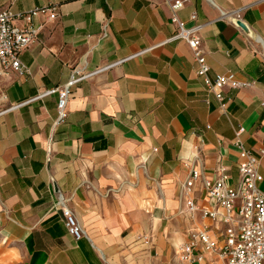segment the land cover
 Instances as JSON below:
<instances>
[{"label":"crops","instance_id":"obj_1","mask_svg":"<svg viewBox=\"0 0 264 264\" xmlns=\"http://www.w3.org/2000/svg\"><path fill=\"white\" fill-rule=\"evenodd\" d=\"M43 7L57 16H32L42 28L20 53L27 71H0V264L220 262L212 252L180 257L202 227L217 241L226 228L188 210L183 184L199 171L193 199L213 208L204 179L223 167L237 183L241 146L264 176V0H189L178 11L187 26L204 24L210 76L231 71L246 83L225 88L224 112L188 43L171 39L164 0H0V12ZM110 64L73 87L60 122L57 93L29 101L75 70Z\"/></svg>","mask_w":264,"mask_h":264},{"label":"built area","instance_id":"obj_2","mask_svg":"<svg viewBox=\"0 0 264 264\" xmlns=\"http://www.w3.org/2000/svg\"><path fill=\"white\" fill-rule=\"evenodd\" d=\"M169 6L171 21L177 26V31L171 39L185 40L193 51L198 63L197 74L201 76L208 91L212 92L219 102V107L224 112L228 106L229 98L225 95V88H240L245 85L236 78L234 72L210 76V66L201 51L200 32L204 24L196 23L187 26L186 22L178 16V11L183 9L189 0H164ZM47 13L55 18V7L36 8L30 12L14 13L10 9L0 12V71L16 70L20 73L27 71L21 62L20 53L29 47L41 31V25L33 23L32 16L37 12ZM197 13L191 14L192 20H197ZM15 18L26 20V26L14 24ZM113 64L98 68L91 72L75 70L69 80L62 86L47 89L29 101L57 93L58 122L66 117V104L72 89L76 84ZM243 130L241 127L237 133ZM244 160L239 164L240 178L237 183L228 182L229 175L226 169L220 170L211 178L204 179V187L213 208H202L193 199L192 192L200 172L194 170L183 184V193L186 196V206L190 212L202 211L203 216L217 219L220 217L226 228L224 239L217 241L208 233V226H204L181 246L180 257L185 261H199L204 259L203 252H212L221 259L220 262L211 264H264V188L260 184L264 180L259 171L260 157L241 146ZM264 153V149L260 151ZM63 216L69 232L76 238L82 234V229L73 212L63 207ZM198 251L199 253H196Z\"/></svg>","mask_w":264,"mask_h":264},{"label":"water","instance_id":"obj_3","mask_svg":"<svg viewBox=\"0 0 264 264\" xmlns=\"http://www.w3.org/2000/svg\"><path fill=\"white\" fill-rule=\"evenodd\" d=\"M239 25L243 26L242 22H239Z\"/></svg>","mask_w":264,"mask_h":264}]
</instances>
